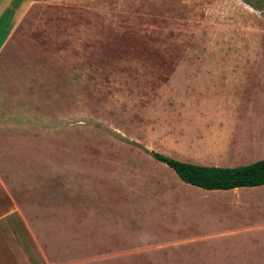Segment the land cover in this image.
I'll return each mask as SVG.
<instances>
[{
	"label": "rangeland",
	"instance_id": "obj_1",
	"mask_svg": "<svg viewBox=\"0 0 264 264\" xmlns=\"http://www.w3.org/2000/svg\"><path fill=\"white\" fill-rule=\"evenodd\" d=\"M247 1H30L0 51V171L49 264H264V236L225 233L264 216V185L224 209L154 157L264 158Z\"/></svg>",
	"mask_w": 264,
	"mask_h": 264
},
{
	"label": "crops",
	"instance_id": "obj_2",
	"mask_svg": "<svg viewBox=\"0 0 264 264\" xmlns=\"http://www.w3.org/2000/svg\"><path fill=\"white\" fill-rule=\"evenodd\" d=\"M30 1L31 0H0V51L6 45L13 31L17 28L19 21L30 5ZM196 188L210 192V194L229 195L223 200L224 209L240 210L242 207L253 208L257 205L253 200H250V198L239 196L241 194L240 189H245L247 187H237L227 190ZM225 233L234 236H264V216L260 219H257V217L249 218L248 220L237 223L233 228L225 230ZM0 264H49L27 219L19 212L17 201L10 194L7 184L3 180L1 171Z\"/></svg>",
	"mask_w": 264,
	"mask_h": 264
},
{
	"label": "trees",
	"instance_id": "obj_3",
	"mask_svg": "<svg viewBox=\"0 0 264 264\" xmlns=\"http://www.w3.org/2000/svg\"><path fill=\"white\" fill-rule=\"evenodd\" d=\"M248 3L247 0H243ZM185 183L207 190L264 185V158L235 166L192 163L154 152Z\"/></svg>",
	"mask_w": 264,
	"mask_h": 264
}]
</instances>
